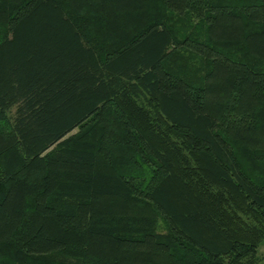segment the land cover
<instances>
[{
  "label": "trees",
  "instance_id": "trees-1",
  "mask_svg": "<svg viewBox=\"0 0 264 264\" xmlns=\"http://www.w3.org/2000/svg\"><path fill=\"white\" fill-rule=\"evenodd\" d=\"M263 242L264 0H0V264H264Z\"/></svg>",
  "mask_w": 264,
  "mask_h": 264
},
{
  "label": "rangeland",
  "instance_id": "rangeland-1",
  "mask_svg": "<svg viewBox=\"0 0 264 264\" xmlns=\"http://www.w3.org/2000/svg\"><path fill=\"white\" fill-rule=\"evenodd\" d=\"M172 18H174L173 20H175V27H176V29H177V33H178V35H184V34H186L188 31L189 32H193V33H196V34H201L202 35V29L204 28V25L202 24V22L201 21H197V20H192V19H188V17H183V16H176V15H172ZM183 18V19H182ZM191 27H193V29L191 28ZM185 56H189V54H187V55H184V61H185ZM190 60L188 61V64L189 65H193L192 63H196L195 62V60H196V57H193V56H191L190 58H189ZM186 63H187V61H186ZM104 168H106L105 166H104ZM131 168H132V166H131ZM252 175L251 176H256V177H258V178H261L262 177V175L260 174V175H258V173L257 174H253V173H251ZM158 227H159V229H161L162 230V224L161 223H159L158 224ZM257 253L259 254V256H262V257H264V242L263 243H261L259 246H258V249H257Z\"/></svg>",
  "mask_w": 264,
  "mask_h": 264
}]
</instances>
